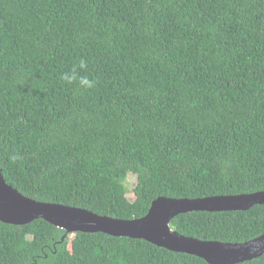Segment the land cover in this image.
Returning <instances> with one entry per match:
<instances>
[{"label": "trees", "instance_id": "obj_1", "mask_svg": "<svg viewBox=\"0 0 264 264\" xmlns=\"http://www.w3.org/2000/svg\"><path fill=\"white\" fill-rule=\"evenodd\" d=\"M74 67L95 86L63 81ZM0 168L28 197L122 219L160 196L264 190V0H0ZM171 227L245 242L264 204ZM0 264L209 263L37 219L0 221Z\"/></svg>", "mask_w": 264, "mask_h": 264}, {"label": "water", "instance_id": "obj_2", "mask_svg": "<svg viewBox=\"0 0 264 264\" xmlns=\"http://www.w3.org/2000/svg\"><path fill=\"white\" fill-rule=\"evenodd\" d=\"M264 204V190L242 194H222L201 198L160 196L141 218L122 219L99 215L83 207L43 202L22 194L8 184L0 168V221L24 225L45 219L68 233H106L112 236L144 239L173 252L204 259L209 264H238L264 254V233L245 242L203 240L180 234L171 227V220L193 211L249 210Z\"/></svg>", "mask_w": 264, "mask_h": 264}, {"label": "clouds", "instance_id": "obj_3", "mask_svg": "<svg viewBox=\"0 0 264 264\" xmlns=\"http://www.w3.org/2000/svg\"><path fill=\"white\" fill-rule=\"evenodd\" d=\"M86 67H87L86 62L84 60H80L79 68L83 69ZM61 79L63 81H66L68 84H72L73 82H78V84L81 87H87V88H92L96 84L95 80L89 79L87 76L79 75L78 70L75 67L71 70L70 73L65 72L62 75Z\"/></svg>", "mask_w": 264, "mask_h": 264}, {"label": "rangeland", "instance_id": "obj_4", "mask_svg": "<svg viewBox=\"0 0 264 264\" xmlns=\"http://www.w3.org/2000/svg\"><path fill=\"white\" fill-rule=\"evenodd\" d=\"M136 184H137V176H136V174L129 173L128 178H127V181H126V185H127V188L129 189L128 195H129V198L131 200L133 199V197H132V191L135 188ZM73 234H75V233H73Z\"/></svg>", "mask_w": 264, "mask_h": 264}]
</instances>
